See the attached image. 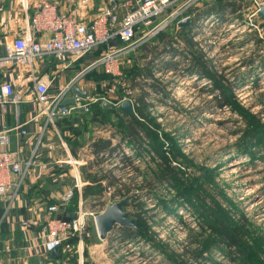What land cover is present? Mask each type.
<instances>
[{
  "label": "rangeland",
  "instance_id": "rangeland-1",
  "mask_svg": "<svg viewBox=\"0 0 264 264\" xmlns=\"http://www.w3.org/2000/svg\"><path fill=\"white\" fill-rule=\"evenodd\" d=\"M231 1L244 7L245 20L250 23L253 20L252 14L257 10V0ZM102 2L104 1L95 0L93 9L84 10L86 21L97 18L99 11L95 7L99 5L100 8ZM156 22L158 20H153L146 27L137 28L136 39L145 36V39L149 40H143L137 49L120 58L118 67L115 68L120 76L113 77L100 64L87 74L89 80L98 85L92 91L97 101L93 105L109 103L114 106L111 109H118V105L125 99L131 100L128 73L140 69L144 64L142 47L149 44L158 45V37L161 34L174 38L180 31L175 27H169L153 36L159 28L156 27ZM251 35H256L260 42L258 44L249 42ZM209 37H211L209 30L205 28L200 35L205 43L197 47L203 55L202 60L210 63L209 69L213 74L222 75L233 84L234 95L239 103L237 109L248 111L260 123L257 131L258 144H249L248 140H243L246 128L243 116L216 105L214 99L218 98V92L213 90L211 80L191 73L190 62L184 61L182 56L165 57V60H172L180 65L177 71L154 72L155 79L166 88L168 99L161 103L155 99L162 101V98L152 94L154 100L151 101L153 108L150 113L155 118L159 130L168 136L161 142L164 155L174 161V167L181 166V172L185 175L183 187L190 186L189 191L194 188L195 193L186 194L184 197L178 196L177 190L173 188L174 183L169 182L162 185L157 183L150 191L144 181L147 179L146 176L148 178L151 176L147 171L153 169L156 156L147 150L142 160L134 163V168H138L144 177L136 179L134 170L130 168H125L123 172L117 171L116 177L129 186L132 192L129 196L110 199L112 205L133 196L131 204L124 211L131 213V219L136 223L135 213L144 215L147 229L144 230L143 240L119 242V236L113 232L108 240L101 241L95 224L91 221L85 231L83 242L79 238L67 241L61 249L62 258L52 261L51 264H239L231 263L225 254L214 246L215 240L210 230L205 228L206 232L203 233L201 226L204 221L208 225L216 221L224 222L226 225L233 223L241 228L246 221L244 229L248 232L246 248L250 251L248 252L250 259L255 257L251 255L256 252L264 255V32L258 33L251 28L244 32L241 29L223 31L213 46L209 44ZM103 51L105 50L88 54L81 59V66L95 62ZM48 62L55 65L59 63L55 59ZM76 70L77 67H73L65 73L74 75ZM58 88L59 81L54 90ZM101 116L94 109L85 116L70 117L68 123L74 120L75 123L82 124V127H72L68 130L61 128L60 132L63 134L61 138L54 134L52 139L40 141V145L37 146L36 167L39 163L55 171L66 169L68 173L73 166L65 163L70 161L65 145L63 147L64 142L72 154L79 152L81 159L84 160L89 158L87 146L92 142L113 140V145L119 144V139L112 137L113 133H120L116 125L121 117L116 113H110L107 121L103 122ZM123 149L128 153L126 146H123ZM128 154L129 157L132 156L130 152ZM60 162L65 164H59ZM106 162L101 166L102 169L107 170L110 167L112 169L113 165ZM117 166L121 168L119 164ZM41 179L51 188L54 199L63 193V187L60 186L65 184V189L74 186L69 175L65 176L58 171L54 172L52 177ZM29 183L28 185H31ZM180 185L182 186V183ZM198 192L202 193L203 206L194 198ZM91 200L93 201L90 199L89 202ZM45 201L44 204L40 200L36 203L45 210L50 199ZM33 204L35 205V202ZM75 205L71 204L69 214L76 212ZM24 212V207L16 209L11 219L18 222ZM67 217L68 214L56 216L62 219ZM16 230V236L23 239L24 232ZM6 231L8 232L7 228L1 235H7ZM201 239L207 240L209 244H206L207 248L203 249L198 244Z\"/></svg>",
  "mask_w": 264,
  "mask_h": 264
},
{
  "label": "built area",
  "instance_id": "built-area-1",
  "mask_svg": "<svg viewBox=\"0 0 264 264\" xmlns=\"http://www.w3.org/2000/svg\"><path fill=\"white\" fill-rule=\"evenodd\" d=\"M30 1L22 0V6L25 10H29ZM63 1L73 5L76 0L41 1L34 10L26 33L5 46L6 56L4 60L6 62L33 65L35 61H45L54 57L63 65L62 70L64 71L74 66L88 54L104 49L105 51L100 57L87 69L92 70L100 64L106 68L108 73L117 78L120 74L115 68L118 67L120 58L128 52L131 53L136 47L138 48L142 44L141 42H144L143 40H149L145 39V36L142 39H136L137 28L146 27L153 20H158L156 27H159L153 36H157L169 27H175L176 30H179L181 23L190 21L188 27H194L191 36L196 48L201 46L203 42L205 43L200 38L205 28H208L211 36L209 37L210 46L216 45L220 32L223 31L241 29L244 32L251 28L252 31L258 33L264 32V24L258 18V11L260 6L264 4V0H257V10L252 14L253 20L250 23L246 22V12L240 4H235L237 5L236 11H227L219 17L206 15L201 20H197L198 11H201L200 8L204 7L209 0H106L105 10L99 13L97 18L89 24L81 21L72 13L61 12L58 4ZM228 2L235 3L231 0ZM121 9L126 11L123 19H120ZM43 36H47L48 39L46 41L38 40L39 37ZM180 42L181 46L175 47L177 50L183 51L182 46H185V43ZM82 76L83 73L72 79L66 87L55 92V94L52 93L54 79L48 82H37L33 102L37 104L39 110L34 119L44 117L48 123L55 125L60 119L70 117L77 112L86 115L91 113V105L97 102L95 99L89 103H83L86 99L75 96V105L63 106L65 100L68 99V93L72 92L75 87L84 91V85L80 86ZM91 87L95 88L96 85H91ZM16 97L14 86L10 83H3L0 86V109L15 104ZM77 99H82V104L78 103ZM30 122L22 123L21 127L0 130V146H10L9 136L13 132L19 131L23 136L28 135L27 127ZM87 148L90 153L89 158L84 160L79 155L78 159H70L69 163L65 162L72 165V170L75 172L73 189L65 193L58 203L43 211V215L41 213L43 223L39 237L43 244V252L37 254L40 259L45 258V255L46 257L51 255L55 250L63 247L67 241L74 238H79L83 242L89 222L92 221L95 224V218L110 205V199H114L115 188H111L97 202L92 200L89 202L90 200L84 199V189L91 183L84 179L80 168L86 167L95 159L90 151V145ZM37 152V146L29 156H25L22 147L16 151L3 150L0 152V199L9 197L8 199L13 202L19 196L24 180L31 176L32 170L36 167ZM128 153L126 155L129 157ZM65 163L60 162L59 164ZM116 166L113 165L112 169L110 167L108 170H113ZM75 198L76 212L69 214L68 219L56 218V216L64 215L68 211ZM96 203L98 204L96 205ZM36 226L37 221L33 220L24 221L20 224L21 229L25 231Z\"/></svg>",
  "mask_w": 264,
  "mask_h": 264
},
{
  "label": "trees",
  "instance_id": "trees-1",
  "mask_svg": "<svg viewBox=\"0 0 264 264\" xmlns=\"http://www.w3.org/2000/svg\"><path fill=\"white\" fill-rule=\"evenodd\" d=\"M236 7L237 5H231L227 0H217V7L213 12H223L228 8H231L233 11ZM192 31L193 27L181 28L177 36L174 38L167 34H161L158 37V45L149 44L142 47L141 52L143 53L142 59L145 61L144 64L140 69L128 73V83L131 91L129 98L133 102L135 110L134 116H126L118 109H109L108 111H105L102 105L92 106V111L95 109L102 115L101 119L103 122L107 121V116L110 113H116L119 115L121 118L116 126L118 127V130H120V133H113L112 139H119V144L117 145H113V140H98L90 145V151L95 159L82 169L84 179L91 183V185L84 189V199H93V202L96 200L98 201L99 198L104 196L111 188H115L116 190L113 195L114 199L117 197L129 196L132 192L131 188L126 184H123V182L116 177V172H123L125 168H130L134 170L137 177L136 179L144 177L138 168H134V163L142 160V156L147 150H150L156 156L152 165L154 170L151 168L148 169L147 172L151 173V176L150 178L146 176L147 179L144 181V184H147L150 191L154 189L157 183L162 185L169 182L174 183L173 188L177 190L176 193L178 196L184 197L186 194L195 193L196 190H194V188L189 191L190 186L183 187V178L185 175L181 172V166L179 165L180 168L174 167V161H172L167 155H164L161 142L162 139L165 140L168 136H166L162 130H159L155 118H153L150 113V110L153 108L151 101L154 100L152 94L156 97L160 96L162 101L161 99L155 100L161 103L166 102L165 100L168 99L166 88L162 86V83L158 79H155L154 72L158 71L165 73L167 71H177L180 65L172 60H165V57L176 58L182 56L184 61L190 62L189 71L191 73L194 72L201 77L211 80V83L214 86L213 90L218 92V98L216 97L214 99L216 105L220 108L226 107L227 109L238 112L243 116L246 122V128L243 132L245 137L243 140H248L249 144H258L257 131L260 128V123L255 117L251 116L248 111H244L243 109L238 110L241 108L237 109L239 103L234 95L233 84L224 76H218V74H213V72L210 71V63L202 60L203 55L198 51L192 40ZM255 36L256 35H251L249 37V42L251 41L258 44L260 40ZM180 41L184 42L185 46H182L183 51L179 52L176 47L181 46ZM251 63L252 61L249 64ZM187 68L188 67H186V69ZM123 146H126L128 152L132 154L131 157L126 155ZM106 161L112 165L119 164L121 168L116 166L113 170H104L101 166L104 165ZM180 183H182V186ZM44 193L48 192L44 191ZM34 194L37 193L34 192ZM194 198H197L199 201L198 203L202 206L204 205L202 203L201 192H198ZM67 214L69 215L68 211ZM134 218L137 219V231L127 228H116L114 231V233L120 238L119 242L133 241V239L143 240L145 237L144 230L147 229V226L145 225L146 219L144 218V215L135 213ZM243 224L244 226L241 228L239 225L233 223L226 225L224 222L216 221L213 222L212 225H208V223L204 221L201 228L203 233L206 232L205 228L213 233L211 236L215 240L214 246L221 250L231 263L264 264V255L257 252L256 254H252L251 256L255 255V257H251L250 259V253H248L250 251L246 248V237L248 234L244 229L246 228V221H244ZM201 237L202 235L199 239ZM198 244H200L203 249L208 247H205L206 244L209 245L207 240L205 241L204 239L199 240ZM62 248L63 247L58 249V258L51 259L55 261L61 259ZM202 251L200 256H202Z\"/></svg>",
  "mask_w": 264,
  "mask_h": 264
},
{
  "label": "crops",
  "instance_id": "crops-1",
  "mask_svg": "<svg viewBox=\"0 0 264 264\" xmlns=\"http://www.w3.org/2000/svg\"><path fill=\"white\" fill-rule=\"evenodd\" d=\"M41 1L45 0H31L29 10H25L22 6V0H0V86L5 82L12 84L15 88V93L17 96L15 98V104L8 105L6 108L0 109V130L17 127L16 111L18 106L21 107L23 120L22 123L31 121L27 127L28 135L23 136L19 131L11 133L9 136L10 146H0V152H3V150L16 151L19 149V147H22L25 156H29L32 150L36 146L40 145V141H44V139H52L54 134H58L61 138V135H63L60 132L61 128L68 130V128L72 127H82V124L75 123L74 120L68 123V120L71 119L70 117H81L86 115L82 112H77L72 114L70 117L62 118L57 121L55 125L48 123L44 117L34 119L35 114H37L39 110L37 104L33 102L34 90L37 82H48L54 79V82H52V93L55 94V92L66 87L72 79L82 75L83 73V78L81 77L82 84L80 83V86L84 85L83 90L86 91V93L90 96V99H86L85 103H89L94 99L96 100V97L92 92L94 88H92L91 85H98L96 82L89 80L87 76V74L91 72V70H88L87 68L92 63L81 66L82 60H80L74 66L63 71V65L59 64L60 62L57 63V65L48 62L50 59H55L54 57L45 61H35L33 65H21L12 62H6V60H4L6 56L5 46L9 45L14 39L21 37L23 33H26L29 21L34 14V10L39 6ZM94 1L95 0H76L73 5H70L67 1H63L58 5L60 6L61 12L72 13L73 15H76L81 21L89 24L92 20L88 19V21H86L84 19V10L93 9ZM103 1L104 2H102L100 8H98L99 5L95 7V9L99 11L97 15L102 13L106 8V0ZM216 1L217 0H209V2L206 3L207 5L205 4L204 7L200 8L201 11H198L199 15L198 18L196 17V19L201 20V18H204L206 15H214L219 17L227 11H232L231 8H228L223 12H213V10H215L217 7V4H215ZM124 11V9H121V13H119L120 19H123L125 13ZM233 11H236V9ZM47 39V36L38 38L40 41H46ZM73 67H77V70L75 71L76 73L74 75L65 73L67 70H70ZM57 81H59V88L54 90ZM75 96L76 95H74L73 92H69L67 98L71 99L75 98ZM81 100L77 99L78 103L82 104ZM93 143L94 142H92V144ZM63 147L69 154L68 160L78 159L79 155H81L79 152L72 154L65 142L63 143ZM57 171L61 174H64L65 176L69 175L72 179L75 175V172L72 169L68 170V173L66 172V169H58L55 171L53 168L41 166L38 163V167H35V169L32 170L31 176L24 180L19 196L13 202L8 199L9 197L0 199V264H51L52 261H55L51 259L50 256L46 257V255L45 258L40 259L37 254L43 252V244L41 243L39 237L41 224L43 223L41 219V213L49 206L58 203L65 193H68V191L73 189L72 186L69 189H65L66 185L64 184L60 186L63 187V193H60L56 199L52 198L53 192L51 188L47 187V184H45L41 177H52L54 176V172ZM37 178H40L39 180L41 181H39ZM72 182H74V180ZM28 183L31 185H28ZM44 191L48 193H44ZM34 192L37 194H34ZM34 195L38 196V198ZM36 199L42 201L43 204L46 203V199H50V202L47 204L46 209L43 210L42 206H39L36 203ZM34 202L35 205L33 204ZM73 204H75V202ZM20 207H24L25 212L23 216L20 217L18 222H14V220L11 219V215L13 214V211ZM66 214L67 212L64 213V215ZM28 220L37 221V226L28 231L22 230L20 224ZM5 228L8 229V232L6 231L7 235H1ZM16 229H18L21 233L24 232L23 239L16 236Z\"/></svg>",
  "mask_w": 264,
  "mask_h": 264
},
{
  "label": "water",
  "instance_id": "water-1",
  "mask_svg": "<svg viewBox=\"0 0 264 264\" xmlns=\"http://www.w3.org/2000/svg\"><path fill=\"white\" fill-rule=\"evenodd\" d=\"M258 18L259 20L264 24V4L260 6V9L258 11ZM190 21H185L180 24L181 28L188 27ZM72 92L74 95L83 98L88 99L89 95L80 90L78 87H75ZM75 105V99L74 98H68L63 103V106H73ZM103 109L105 111H108L109 109L113 108L114 106L109 103H104L102 105ZM118 110L122 112L126 116H134V106L133 102L129 99H125L122 103L118 105ZM17 126L21 127L22 125V113H21V107H17ZM21 131V130H20ZM133 196L126 197L125 199L121 200L120 202L114 203L112 205H108L103 213L98 215L95 218V227L97 229L98 237L101 241H106L109 238V235L116 230V228H127V229H133L137 231L136 222L133 221L132 214L127 212L125 213L124 209L127 208L131 202H132ZM50 258H58V250H55Z\"/></svg>",
  "mask_w": 264,
  "mask_h": 264
}]
</instances>
